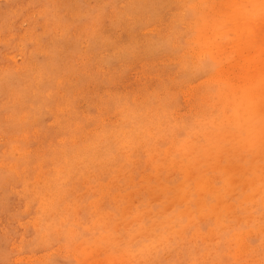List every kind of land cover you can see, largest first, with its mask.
<instances>
[{
  "label": "rangeland",
  "instance_id": "rangeland-1",
  "mask_svg": "<svg viewBox=\"0 0 264 264\" xmlns=\"http://www.w3.org/2000/svg\"><path fill=\"white\" fill-rule=\"evenodd\" d=\"M260 2L0 0V264H264Z\"/></svg>",
  "mask_w": 264,
  "mask_h": 264
},
{
  "label": "bare ground",
  "instance_id": "bare-ground-1",
  "mask_svg": "<svg viewBox=\"0 0 264 264\" xmlns=\"http://www.w3.org/2000/svg\"><path fill=\"white\" fill-rule=\"evenodd\" d=\"M204 2H206V1H204ZM224 3V2H223ZM229 3H230V1H229ZM232 3V2H231ZM166 6V5H165ZM205 7V6H204ZM233 8V7H232ZM189 9V8H188ZM187 10V9H186ZM203 10H204V8H203ZM184 11V10H183ZM194 11V10H193ZM196 12V11H195ZM198 12V11H197ZM199 12H201V11H199ZM203 12V11H202ZM185 13V12H184ZM205 13V12H204ZM231 13V12H230ZM208 14V13H207ZM211 14V13H210ZM222 13H220L219 15H221ZM195 15H197L198 16V14L197 13H195ZM209 15V14H208ZM207 15V16H208ZM217 16H218V14H217ZM200 17V16H199ZM202 17V16H201ZM201 17H200V20H198V21H201L202 19H201ZM209 17V16H208ZM220 17V16H219ZM195 18V17H194ZM193 18V19H194ZM203 18V17H202ZM206 18V17H205ZM230 18V17H229ZM210 19H211V17H210ZM219 19V18H218ZM196 20V19H195ZM217 20V19H216ZM229 20V19H228ZM227 20V21H228ZM207 21H208V19H207ZM210 21V20H209ZM208 21V22H209ZM197 22V21H196ZM204 22H206V20H204ZM211 22V21H210ZM226 23V22H225ZM224 23V24H225ZM207 25H209L208 23H207ZM216 25V24H215ZM218 27V26H217ZM213 28V29H212ZM211 29L212 30H214V27H212ZM198 29V28H197ZM206 29H207V27H206ZM211 29H209L210 31H211ZM230 31V30H229ZM176 32V31H175ZM178 32V31H177ZM177 32H176V34H177ZM184 32V31H183ZM182 32V33H183ZM192 32V31H191ZM203 32V31H202ZM202 32H198L199 34H202ZM219 32H220V30H219ZM182 33H181V35H182ZM208 32H206L205 34H207ZM210 33V32H209ZM214 34H219L218 33V31H217V33H214ZM223 34V33H222ZM179 35V34H178ZM184 35V34H183ZM239 35V34H238ZM199 36V35H198ZM206 36H208V35H205V37ZM182 37V36H181ZM188 37V36H187ZM204 37V38H205ZM223 37V36H222ZM210 38V37H209ZM208 38V39H209ZM227 38V37H226ZM236 38V37H235ZM193 40L194 39H196L195 37H193L192 38ZM197 39H202V37L200 38V36L197 38ZM215 39V38H214ZM218 39V38H217ZM220 39H222V38H220ZM184 40H186V42H187V38H185ZM190 40V39H189ZM189 40H188V42H189ZM203 40V39H202ZM206 40V44H207V39H205ZM219 40V39H218ZM190 41H192V40H190ZM198 40H196L195 42H197ZM200 41V43H201V40H199ZM198 41V42H199ZM212 40H210V41H208V42H210V43H212L211 42ZM237 41V40H236ZM188 42H187V44H188ZM209 43V44H210ZM214 43V42H213ZM236 43V42H235ZM202 44H203V42H202ZM237 44V43H236ZM194 45V44H193ZM231 45V44H230ZM199 46V45H198ZM200 46H201V44H200ZM211 47H213L214 46V44H212V45H210ZM209 45L207 46V48H211ZM217 46V45H216ZM229 46V45H228ZM180 48H181V46H179ZM195 47V46H194ZM218 47V46H217ZM226 47V46H225ZM225 47H223V48H225ZM157 48V47H156ZM200 48V47H199ZM198 48V49H199ZM222 48V49H223ZM197 49V47H196V49H194L195 51L196 50H198ZM213 49H214V47H213ZM226 49V48H225ZM205 50L206 49H204V51L202 50V52H204L205 53ZM215 50V51H214ZM214 50H209V53H211L210 51H212L213 52V54L211 53V55H212V57H214V53L216 54V50H217V48L216 49H214ZM219 50H220V48H219ZM224 50V49H223ZM195 51H192V54H194L193 52H195ZM199 51H200V49H199ZM226 51V50H225ZM197 52V51H196ZM201 52V54L203 55V53ZM206 52H208V50L206 51ZM221 53V52H220ZM200 54V55H201ZM221 54H223V53H221ZM220 54V55H221ZM219 55V54H218ZM219 55V56H220ZM225 55V54H224ZM193 56V55H192ZM195 56V55H194ZM196 56H198L197 54H196ZM205 56V55H204ZM202 57V58H204V59H206L205 57ZM218 56V57H219ZM211 57V58H212ZM217 57V56H216ZM216 57H215V59H216ZM222 57H223V55H222ZM192 58V57H191ZM194 58V57H193ZM197 57H195V59H196ZM198 58H200L199 56H198ZM197 58V59H198ZM214 59V58H213ZM200 61H201V58L199 59ZM203 60V59H202ZM221 60H222V58H221ZM187 61V60H186ZM186 61H185V63H186ZM190 61H192V60H190ZM197 61V60H196ZM205 61V60H204ZM214 61V60H213ZM216 61V60H215ZM194 62V61H193ZM193 62H192V64H193ZM196 63V62H195ZM199 63V62H198ZM196 65V64H195ZM197 66V65H196ZM195 66V67H196ZM239 66V65H238ZM237 66V67H238ZM236 67V68H237ZM242 67V66H241ZM197 68H198V66H197ZM197 68H196V70H197ZM223 68V67H222ZM235 68V70H237ZM199 69V68H198ZM203 69V68H202ZM225 69V68H224ZM245 69V68H244ZM233 70V72H234V69H232ZM231 70V71H232ZM240 70V69H239ZM247 71H249V70H247ZM253 71V70H252ZM258 72H260L259 70H257ZM257 71H255V72H257ZM197 72V71H196ZM250 72V71H249ZM198 73H199V71H198ZM222 73V72H221ZM223 73H224V71H223ZM248 73V72H247ZM253 73V72H252ZM224 74H226V73H224ZM227 74H229L228 72H227ZM240 74H243V72L242 73H240ZM254 74V73H253ZM217 75H218V73H217ZM220 75V74H219ZM231 75H232V73H231ZM216 76V75H215ZM227 77H228V75H226ZM225 76V78H227ZM230 76V75H229ZM233 76V75H232ZM236 76V75H235ZM249 76V75H248ZM221 77V76H220ZM224 77V76H223ZM222 77V78H223ZM234 77V76H233ZM240 77H241V75H240ZM208 78H210V77H208ZM211 78H215L214 77V75H213V77H211ZM216 78H218L219 79V77H216ZM231 78L232 77H228V81L229 82H231L233 79H235V78H233L232 80H231ZM256 79L255 80H253L254 78H250L249 79V85L247 86V87H245L244 85H243V87H245V88H243L242 89V91L240 92V91H238V89L240 88V86L242 85V84H240V86H237L238 87V89L234 92V93H232L231 94V96H230V99H228L227 100V104H229V106L230 105H233L234 103H235V105H234V107L232 108V111H233V115L231 116L233 119H231V120H229L230 121V124H232L233 126H234V128H235V130H236V134H237V136H239L240 138L241 137H243V136H245V135H247V136H251V138L250 139H253L255 136H257V134H259V119H260V115H261V111H262V107H264V74H260L259 75V77H255ZM212 79V80H213ZM231 81H230V80ZM212 80H211V82H212ZM215 80V79H214ZM213 80V81H214ZM221 81H222V79H220ZM219 80V81H220ZM224 80V79H223ZM203 81V80H202ZM206 82H208L209 83V80L208 81H206ZM215 82V81H214ZM227 82V81H226ZM241 82V81H240ZM233 83V82H232ZM238 83V82H237ZM244 84H245V82H243ZM202 84V83H201ZM207 84V83H206ZM200 85V84H199ZM235 85H236V83H235ZM247 85V84H246ZM200 87V86H199ZM237 87H235V88H237ZM211 88V87H210ZM191 89V88H190ZM188 90V89H187ZM200 90V89H199ZM182 91V90H181ZM191 91V90H190ZM185 92H186V89H185ZM188 92V91H187ZM195 91L193 90V92L192 93H194ZM200 92V91H199ZM240 92V93H239ZM198 93V91H196V94ZM186 94V93H185ZM185 94H184V96H185ZM199 95H200V93H198ZM223 94V93H222ZM187 95H188V93H187ZM186 95V96H187ZM198 95V96H199ZM183 96V95H182ZM183 96V97H184ZM192 96H194V95H192ZM187 97H189L190 98V96H187ZM200 97V96H199ZM189 98H187V100L189 99ZM197 98V97H196ZM201 98V97H200ZM202 98H203V95H202ZM184 99V98H183ZM186 99V98H185ZM190 99H193L192 97L190 98ZM186 100V102H188ZM190 101V100H189ZM184 102H185V100H184ZM191 102V101H190ZM192 102H193V100H192ZM201 103H202V101H201ZM198 104V103H197ZM203 104V103H202ZM185 105H186V103H185ZM188 108H190V107H188ZM214 108H215V106H214ZM192 109V108H191ZM226 109V108H225ZM224 109V110H225ZM227 111V110H226ZM194 112V111H193ZM226 115V114H225ZM172 118V117H171ZM152 129V128H151ZM150 129V130H151ZM252 131V132H251ZM173 135V134H172ZM260 135V134H259ZM259 143V142H258ZM245 146H246V144H245ZM249 146H251V145H249ZM254 146V145H253ZM185 147V146H184ZM169 148V147H168ZM171 148V147H170ZM169 148V149H170ZM194 150H195V148H194ZM212 154V153H211ZM188 156H189V154H188ZM222 157V156H221ZM258 158V157H257ZM200 162V161H199ZM174 165H175V163H174ZM173 165V166H174ZM177 165V164H176ZM175 165V166H176ZM172 166V167H173ZM216 168H217V166H216ZM219 168H220V166H219ZM173 169H175V167H173ZM214 169V168H213ZM230 170H231V168H229ZM215 170V169H214ZM224 170H226V169H224ZM230 170H227L228 172L230 171ZM188 171H191V170H188ZM192 172V171H191ZM239 172V171H238ZM189 173V172H188ZM193 173V172H192ZM192 173H191V175L189 174L188 176L189 177H192V179H193V176H192ZM237 173V172H236ZM194 174V173H193ZM239 174V173H238ZM263 174V173H262ZM208 178H210V177H208ZM211 179V178H210ZM260 179H262L261 177H260ZM259 179V181H264V179H262V180H260ZM209 181V179L206 181V184L208 183V184H210V182H208ZM212 181H213V176H212ZM211 181V182H212ZM232 181L234 182L235 180H233L232 179ZM205 183V182H204ZM203 184V183H202ZM207 184V185H208ZM253 183H251V185H252ZM206 185V186H207ZM245 185V184H244ZM205 186V187H206ZM209 186V185H208ZM212 187V186H211ZM213 188V187H212ZM212 188H210V186H209V189H207V191L208 190H210V189H212ZM243 190H244V188H243ZM258 194H259V192H258ZM233 196V195H232ZM235 196V195H234ZM255 197V196H254ZM248 196H247V199L246 200H248ZM244 199V200H245ZM245 200V201H246ZM254 203V202H253ZM219 205V204H218ZM230 207H231V205H229ZM232 207H234V206H232ZM227 209V208H226ZM231 209V208H230ZM233 209V208H232ZM167 210V209H166ZM228 210H229V208H228ZM233 211V210H232ZM182 213V212H181ZM250 217H252V216H250ZM240 218V217H239ZM257 219V218H256ZM240 220V219H239ZM259 220H260V218H259ZM193 222V221H192ZM192 222H190V223H192ZM247 222H249V221H247ZM256 225V224H255ZM125 228V227H124ZM89 229V228H88ZM107 229V228H106ZM85 231V230H84ZM117 231V230H116ZM184 231V230H183ZM262 231H264V229L262 230ZM258 232V231H257ZM256 232V233H257ZM261 232V231H260ZM262 233V232H261ZM264 233V232H263ZM146 234V233H145ZM259 234V233H258ZM142 235V234H141ZM236 235V234H235ZM241 235V234H240ZM249 235H250V230H249ZM252 236H253V234H251ZM243 236H245V235H243ZM243 236H241V239H242V237ZM256 236H258L257 234H256ZM236 237V236H235ZM247 238V237H246ZM102 239H104V237L102 238ZM169 239V238H168ZM193 242H194V240H192ZM242 242H241V244H243V243H246V242H244V240L242 239L241 240ZM247 244H244V245H240V247H241V249H245V248H242V246H244V247H246V250H248L249 248L246 246ZM261 245V244H260ZM263 245V244H262ZM157 247V246H156ZM240 247H238V249H240ZM262 247V246H261ZM248 248V249H247ZM245 250V251H246ZM254 250H255V248H254ZM236 251V250H235ZM235 251H233V252H235ZM244 251V252H245ZM239 252H242L241 250L239 251ZM235 253H237V251L235 252ZM153 254V253H152ZM205 254V253H204ZM239 254L240 253H238L237 255H238V257H239ZM247 254V253H246ZM235 256H236V254H235ZM240 256L241 257H244V256H242L241 254H240ZM260 256H261V254H260ZM136 257V256H135ZM237 257V258H238ZM254 257V256H253ZM258 257V256H257ZM238 260V259H237ZM257 261V260H256ZM140 262H142V261H140ZM252 262V261H251Z\"/></svg>",
  "mask_w": 264,
  "mask_h": 264
},
{
  "label": "snow or ice",
  "instance_id": "snow-or-ice-1",
  "mask_svg": "<svg viewBox=\"0 0 264 264\" xmlns=\"http://www.w3.org/2000/svg\"><path fill=\"white\" fill-rule=\"evenodd\" d=\"M244 7H250L252 9L259 10V16L264 20V0H261L259 5H246ZM208 67L209 65H205ZM259 134H260V148L264 152V107H262L260 119H259Z\"/></svg>",
  "mask_w": 264,
  "mask_h": 264
}]
</instances>
